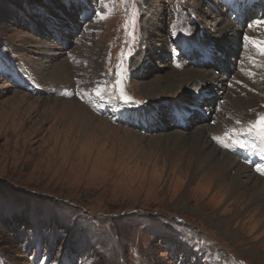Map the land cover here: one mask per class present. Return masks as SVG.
Here are the masks:
<instances>
[{"label":"rangeland","instance_id":"374dc122","mask_svg":"<svg viewBox=\"0 0 264 264\" xmlns=\"http://www.w3.org/2000/svg\"><path fill=\"white\" fill-rule=\"evenodd\" d=\"M80 1L0 0V264H264V220L255 213L235 220L232 208L243 201L226 206L230 200L217 194L215 184L211 187L199 182L198 176L187 179L181 173L186 163L178 157L182 148L173 145L176 152L168 154L163 145L170 144L158 143L164 134L176 130L188 132L185 136L194 142L208 140L210 149L215 145L218 152L231 156L230 175L224 180L232 181L231 175L237 174L245 189L252 185L233 149L208 135L223 136L228 128L235 129L236 122L219 118L225 113V98L236 108L229 98L239 97L231 89L241 86L232 87L228 79L235 77L240 84L244 38L236 35L221 42L238 53L233 70L182 60L213 74L212 92L217 99L210 94L202 101L215 102L211 118L217 116L218 124L221 120L222 134L211 123L143 133L109 114L115 113L117 119L129 109L134 111L130 116L139 120L141 114L165 111L171 99L187 93L194 98L201 87L199 73L188 75L196 80H184L185 87L156 86L152 93L142 82L156 76L163 80L162 73L173 67L165 62L168 45L183 39L189 26L197 39L196 23L187 22V16L192 21L191 15L200 17L206 34H213L215 16L217 22L221 16L214 9V16L205 14L212 13L210 3L220 0H86L93 9L86 23L78 20L79 10L86 9ZM252 22L243 25L248 36L264 35V24L250 28ZM55 35L64 42L59 43ZM148 53L151 58L144 61ZM255 54L245 59L249 77L256 72V64H264L257 49ZM118 64L124 69L120 88L132 103L109 100L107 93L103 100L94 95L97 86L115 93ZM53 68L58 70L54 76ZM180 73L174 82L182 80ZM81 90L83 97L75 94ZM65 91L73 94L62 95ZM66 101L85 107L106 120V125L80 126L77 115L73 120L58 111ZM251 103L236 102L242 122L238 129L264 114V104ZM103 107L108 112H99ZM230 109L227 112L232 115ZM198 128H203V134L194 132ZM241 136L250 137L248 133ZM214 156L222 159L217 153ZM245 193L251 209L263 212L264 200L257 201L253 191ZM219 221L224 223L219 226Z\"/></svg>","mask_w":264,"mask_h":264},{"label":"bare ground","instance_id":"6f19581e","mask_svg":"<svg viewBox=\"0 0 264 264\" xmlns=\"http://www.w3.org/2000/svg\"><path fill=\"white\" fill-rule=\"evenodd\" d=\"M213 13L214 12L208 13L205 15L206 16L208 15V17L210 18L211 16L215 15ZM191 17L193 18V21L188 16L186 17V21L196 23V26H194V28L197 29V39H196V36L194 37L190 33L192 30H194L193 27L189 26L184 31V33L181 32L183 35V39H181L179 42L185 41V38H188L190 45L195 44L196 46H200V47L208 46V48H214V49H218V50H222V49L227 48L228 51H230L231 50L230 45H228V44L222 45L221 42H223V39H226L228 37H234L236 35H238L239 38L240 37L244 38V36L245 35L248 36V33H249V31H245L243 29V25H240L238 23H235L233 21L228 20L227 15L223 14L220 17L219 22L215 21L217 19V17L215 16L216 17L214 20V24H215L214 30L215 31L214 32L212 31L213 34L208 35L205 32L206 31L205 27L201 26L202 20L200 19V17L198 19H197V16L191 15ZM199 20H201V21H199ZM257 20H260V19H257ZM257 20H255V21H257ZM255 21L252 22L253 26H256ZM181 23H185V20H181ZM127 30L128 29H126V31ZM256 34L258 36V38H256V39H264L263 34H261V33H256ZM229 42L233 45L235 44L234 40H231V41L229 40ZM127 43L130 44L129 40L127 41ZM255 49L256 48L250 43V41L244 40L243 47L241 48V50H242V55H245L244 58L247 61H249L248 55L254 54L256 56ZM150 58H151V56L149 53L147 55L145 54L144 61L146 59H150ZM261 58H264V54L259 56V59H261ZM245 59H244V64L241 65L243 67H240V71L243 72V75L238 77L240 84H238L237 79L235 77L231 78L232 80H230V79H228V77L223 76L224 78L229 80L232 87L239 88L241 86L237 90H234L235 88L231 89V90H233L232 94L233 93L236 94V96H238L239 98L238 99H235V98L230 99L229 98V100L231 101L232 105H235L236 108L239 107L236 104V102L238 104L244 103L245 105L246 104L248 105L249 103L252 102L257 106H263V104H264V64L260 63V62L258 64H256V66H254L256 72L253 73L254 74L253 76L251 75L252 77H249L248 74H251V73H250V70L247 68V63H246ZM181 62L182 63L173 64V67L168 66V67H170V69L166 68L165 71L163 69L164 72L162 73L163 74V80L162 81H158L159 77L157 78V76H156L155 79H153L151 81L145 80L144 82H142L146 91L148 93L149 92L152 93V91L154 90V88L156 86H158L159 88H162L163 86L165 87V85H172V84L173 85L182 84V86L185 87L186 82H188L189 80H192V82H193L196 80V78H199V80H200L199 83L201 82L202 88L200 87L199 90L197 89V91L194 95V98H191L190 95L187 93L180 98L178 97L177 99H171L170 100L171 110L172 111L176 110V107H191L192 105L201 102L204 98L209 97L210 94L213 95L215 97V99H217V97L212 92L213 87L216 86V84H215L216 80L213 78V74H211L212 77H210L211 75L205 74L199 69L192 68L190 65L184 64L183 61H181ZM58 64H60L62 67L66 66V62H61V63L58 62ZM52 70L53 71L51 74L54 76L58 70H57V68H53ZM60 71H62V72L65 71V68H61ZM180 71L183 72V73H180L182 80L180 82H174V79H176L175 76L179 75L178 72H180ZM252 71H254V70H252ZM195 73H199L200 75H197V77L194 79H192L191 77L186 78L188 75H193ZM222 74H225V72H223ZM63 77L65 78V76H63ZM205 77H207V78L209 77L210 81H208L207 78L205 79ZM248 77L250 78V84L251 85L248 83V80H247ZM184 80L186 82H184ZM192 82L190 84H192ZM153 83H155V85H153ZM159 83H161V84H159ZM183 83H184V85H183ZM195 84H198V83L196 82ZM209 86H211V88H208ZM177 87L179 89L181 86H177ZM184 89H186V88H184ZM222 101H223V99L220 100L219 103H217V104H221ZM227 102H228V99L225 98L223 106H222V111L224 110L225 113H223L221 111V113H223L224 115H223V118L220 115L219 119H225V117H226L231 122L240 121V115L238 114V116H237L236 108H233V106H230ZM55 103L58 104L57 101H55ZM49 105H50V107L55 108L54 104L49 103ZM61 108H60L61 110H58V111L60 113H62L65 117L70 116L74 120L75 119L74 117L77 115L81 120V121L79 120L80 124H81L80 126L86 125V126H89V128H90V126H92L95 129L100 124L106 125V123H105L106 120H104L103 118L97 117L94 114L93 115L90 114L86 110L85 107L78 105L77 103H74L72 101H66ZM229 108H231L229 111L233 110L232 115H230V113L227 112ZM80 110L84 113H82ZM252 111H255V110L252 109ZM140 114H141V112H140ZM158 114H159L158 110H153V111H151L150 114H148V113L146 115L141 114L142 116H139V120L141 118H143L144 116H148L150 118H155ZM213 117H214V119H213L211 124L216 125L215 129H217L218 132L221 133L223 131L224 126H223L221 120H220V123L218 124L217 116H213ZM90 123H92V124L90 125ZM241 125H242L241 121H240V124L236 123V125H234L235 129H238V127H240ZM219 126H221L222 129H219ZM209 128H212V127H209ZM202 129L203 128H198L194 132H199V133L203 134ZM228 129H231V128H228ZM208 130H210V129H208ZM193 133H191V134H193ZM185 134L189 135L188 132L184 133L183 131H177L176 130L174 133L172 132L169 134L168 133L164 134L165 137H162V139L159 138L160 141L158 142L160 145H163V142H164V144H167V143L170 144L168 146L163 145V147L168 151V154L171 151L176 152V149L173 147V145L176 147L182 148L181 150L178 148L179 149L178 157L181 159L182 162H186V163L184 164V166H183L184 169L182 170L181 173L184 176H186L187 179H192V178H195L196 176H198L199 182L206 184V185H209L211 187H212V184H215L214 188H217L216 189L217 194L219 193L220 195L219 194L218 195L221 196L222 198L230 200L228 203L226 202L227 203L226 206L231 205L234 200H237V201L242 200L243 202L241 203V206H237L236 208H232L233 212L232 211L231 212L233 213V215L231 217H234L235 220L242 219L246 214L247 215L248 214L253 215V213L258 215L257 217H260L264 220V209H263V212H261V210L258 212V210L256 211V210H254V208L251 209V205L249 203L250 201L248 202L249 199H247V197L249 195L247 193H245L246 190L253 191V194L255 195V198L257 199V201L258 200H264V175H261L260 172L256 171V168L253 166H249L247 164L245 165L243 163H241V164L238 163L242 166V168H241L242 171L245 172L246 175L248 176V178L247 177H245V178L252 181L251 182L252 185H249L248 189H245L244 181L237 174L231 175L233 177L232 181H225L224 179L227 177H224V176L230 175V173H229L230 169L228 168V166H229V162H230L229 159L231 158V156L229 157V154L227 155L226 152H224V151L218 152V151H220V149H218L215 145H214L213 150H212V148L210 149L209 148L210 145H207L208 140H201V143L198 142L199 140L194 142L189 136H185ZM208 135H209V138L212 139L213 133L209 132ZM156 136H158V135H156ZM252 138H254V137L252 135H250V137H248L246 139H252ZM212 141H213V139H212ZM216 153L218 155H221L222 159L218 160L217 158H215L214 155ZM171 154H173V153H171ZM174 159H176V158L172 159L174 162H179L178 165L181 163L180 161L174 160ZM232 162H235V161H232ZM234 167L238 168V166H235V165H234ZM241 169H239V170H241ZM249 169L251 171L255 172L257 175L255 173H250ZM174 170H176V169L174 168ZM250 175H252L253 178L250 177ZM254 177L256 179H254ZM255 198H252L253 203L256 202ZM181 199H182V197H181ZM260 203H261V201H260ZM256 205H259V203ZM262 206H264V202H263ZM241 208H242V210H241ZM230 220H233V219L230 218ZM226 222L229 224V222L227 220H226ZM221 223H224V221L217 222L218 225Z\"/></svg>","mask_w":264,"mask_h":264},{"label":"snow or ice","instance_id":"6c2138e0","mask_svg":"<svg viewBox=\"0 0 264 264\" xmlns=\"http://www.w3.org/2000/svg\"><path fill=\"white\" fill-rule=\"evenodd\" d=\"M100 15V13H97ZM103 18V17H101ZM256 25L264 24V20H257L255 21ZM249 27H253V25H249ZM128 35H132V33H128ZM133 40L136 39L135 36L132 37ZM246 41H250V43L261 53L264 54V39H256L249 37L247 35L244 36ZM124 69L121 65H117L116 69V81H115V93L110 89L101 88L97 86L93 90L94 95L101 100L105 99V95L107 93V99H118L121 102L127 104L134 102L131 97L127 96L123 89L120 88V84L122 81V73ZM62 95H72L71 92H63ZM78 96L83 97V90L80 92L75 93ZM139 103V102H136ZM237 124H240V121H236ZM241 133H248L252 135L254 138L252 139H245L242 138ZM213 140H215L218 144L225 148L231 149H242L251 152H257L261 158H264V114H261L257 117L255 121H251L248 125L244 128L240 129H228L223 133V136H213ZM250 162V161H249ZM256 171L260 172L261 175H264V166L257 164L255 166Z\"/></svg>","mask_w":264,"mask_h":264}]
</instances>
